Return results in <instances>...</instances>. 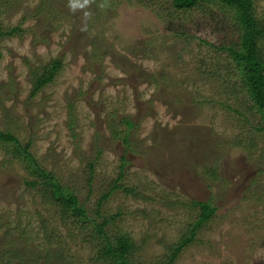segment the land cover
<instances>
[{"label": "rangeland", "instance_id": "1", "mask_svg": "<svg viewBox=\"0 0 264 264\" xmlns=\"http://www.w3.org/2000/svg\"><path fill=\"white\" fill-rule=\"evenodd\" d=\"M68 3L0 0V27L17 26L0 38V131L29 141L40 165L98 220L96 201L125 154L119 182L134 192L115 190L99 213L113 216L112 233L133 238V264L167 262L197 217L190 204L196 199H211L215 212L172 264H264V131L233 60L219 47L233 33L222 7L92 0L73 12ZM253 6L264 19V0ZM258 45L264 60L263 38ZM94 46L102 54L95 69L88 61ZM54 57L61 59L58 73L30 95L31 69ZM126 116L135 122L127 144ZM26 175L0 146V264H17L2 255L8 227L40 248L61 245L75 264H97L89 224L63 223L39 187L25 186Z\"/></svg>", "mask_w": 264, "mask_h": 264}, {"label": "trees", "instance_id": "2", "mask_svg": "<svg viewBox=\"0 0 264 264\" xmlns=\"http://www.w3.org/2000/svg\"><path fill=\"white\" fill-rule=\"evenodd\" d=\"M215 3L224 10L222 19L233 29L232 37L229 44L222 43L219 47L227 51L228 56L233 60L234 67L238 70L236 75L242 85V90L251 101L250 109H255L261 114V124L257 125V129L264 131V60L259 52L258 42L264 39V19L259 18L254 12L253 0H172L173 5L179 9L190 10L194 6L201 3ZM17 29V26L9 28L0 27V38L4 34H9ZM1 55V53H0ZM102 54L98 52L97 47H93L90 52L88 61H93L90 67L94 68L99 65ZM61 66V59L54 57L45 65L38 69H31L33 72V87L30 95H33L41 89L45 84L52 81ZM95 69V68H94ZM230 85V84H228ZM122 122L125 125L122 134L124 143L129 142V130L135 125L131 117H124ZM112 132L115 134L116 129ZM238 143V140L235 141ZM0 146L8 149L13 159L22 162V166L26 171V176L22 177L25 186L31 188L39 187L45 201L54 206L60 219L67 224L69 218L73 224L86 228L88 225L89 235L92 236L94 242V254L90 259L97 264H133L130 256L134 248L133 238L125 233H112L109 224L112 223L113 216L102 215L99 213V206L115 190L121 188L126 192H134V187L122 184L119 180L123 176V166L127 159L125 154L121 155V163H119V171L115 179L111 182L110 187L102 192L96 201L97 206L93 210L95 215H100L101 220L91 216L84 203L80 201L78 195L73 188L63 185L56 175L42 167L35 155L30 151L29 141L21 144L18 137L9 131H0ZM5 161V160H4ZM94 160L89 165L88 181L91 179ZM4 164V163H3ZM2 164V165H3ZM211 173L214 170L210 168ZM136 194V193H135ZM198 208L197 217L191 225L189 232L184 234L170 247L167 255V262L164 264H172L177 252L184 244L190 243L197 236L198 227H200L214 212L216 206L212 204L211 199H196L190 202ZM16 236V237H15ZM49 236V235H47ZM18 238V239H17ZM29 236L25 232L15 233L12 228L6 230V240L2 243L5 250L2 255L9 262L12 258L17 260V264H75L71 255L63 250L61 245L52 247L51 243L45 247L30 244Z\"/></svg>", "mask_w": 264, "mask_h": 264}, {"label": "clouds", "instance_id": "3", "mask_svg": "<svg viewBox=\"0 0 264 264\" xmlns=\"http://www.w3.org/2000/svg\"><path fill=\"white\" fill-rule=\"evenodd\" d=\"M92 0H69L68 7L75 12L76 10H83L90 6ZM101 8L105 7L104 4L100 5ZM90 17V13L85 11L84 18L87 20ZM87 24L85 23L84 26L81 28V31H87Z\"/></svg>", "mask_w": 264, "mask_h": 264}]
</instances>
